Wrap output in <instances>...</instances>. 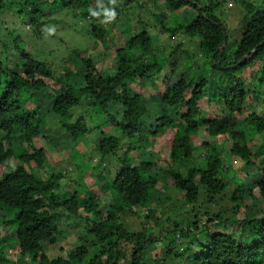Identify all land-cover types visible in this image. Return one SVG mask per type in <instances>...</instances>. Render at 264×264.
Returning <instances> with one entry per match:
<instances>
[{"label": "trees", "instance_id": "trees-1", "mask_svg": "<svg viewBox=\"0 0 264 264\" xmlns=\"http://www.w3.org/2000/svg\"><path fill=\"white\" fill-rule=\"evenodd\" d=\"M8 1L0 0V26ZM210 2L163 0L164 9L154 13L152 7L142 5L141 0H19V8L14 13L17 22L27 24L39 37L52 35L49 26L64 21L56 19V14L65 12L67 18L90 19L87 32L95 42L94 49L114 46L116 30L120 31L119 21L124 18L131 22L130 15L135 9L147 11L153 23L147 18H138L139 29L135 31L134 27H129L124 32L131 35L120 47H114L109 71L98 68L86 48L70 52L63 74L57 77L46 63L26 54L19 42L13 49L8 41V44H1L0 34V165L11 155L19 161L10 172L0 173V261L7 264H146L145 250L161 240L152 235V229L130 232L121 223L120 217L134 207L146 208L149 214L145 215V220L163 217V212H153L149 208L157 186L156 174L148 172L149 164L128 158L127 151L117 157L115 170L107 176L104 186L98 188L102 194L109 193L110 204L106 206L101 205L99 196L92 191L62 196L55 190L62 175L47 176L45 150L36 148L34 141H45L42 137L54 131L51 125L58 127L62 140L81 141L88 131L86 120L80 116L69 123L68 117L70 110L88 96L94 101H105L107 108L98 109L106 114L110 124H114V115L109 109L118 102L123 119L115 125L120 127L116 126L124 138L139 143L142 150L155 141L159 132L164 133L165 127L173 129L170 146L173 158L179 153L185 158L192 157L196 149L194 139L201 129L208 137L229 139L225 155L217 153L215 144L202 142L199 145L205 151L207 162L202 171L189 170L185 176L180 172L173 175L174 189L182 194L188 205H196L200 188L205 189L211 199L223 194L228 186L223 177L233 170V157L242 162L240 168L245 172L251 168L248 178L263 173L254 185L264 205V11L256 12L254 3H244L245 25L241 37L233 51L226 52L227 28L215 13L217 3ZM186 8L192 9L195 15L190 20L178 15L169 25L168 17ZM157 25L171 36L183 32L198 44L206 58L203 64L206 61L209 64L205 75L192 80L195 75L190 67L183 66L176 76L166 70L173 64L178 50L154 52ZM11 26L13 33L17 25L12 22ZM223 31L226 44L222 49ZM162 70H166L165 76L156 78ZM210 70L218 73L220 79L213 91L208 78ZM171 76L177 80L169 85L166 82ZM160 83L168 85L167 88L162 90ZM55 84L57 88L53 87ZM149 87L156 89L157 94L148 95ZM258 98L262 99L261 113L253 104ZM156 99H160L172 114L168 118L161 117L158 127L153 126L150 116L154 114H150L143 103ZM204 99L212 103L208 104L210 108L220 109L222 113L206 114L199 107ZM97 106L93 103L90 107L99 113ZM180 110L182 113L178 112ZM239 118L245 122V128L239 126ZM95 128L102 136L95 146L98 159L115 156L119 140L105 135L101 125ZM197 175L199 180L195 183ZM241 183V180L235 182L236 190L230 201L243 199L246 189ZM107 210L110 213L104 216ZM205 211L204 216L210 212ZM173 213L166 215L170 218ZM201 216L195 207L188 223L185 219L172 221L174 237L159 242L161 253L153 260L154 264H174L172 260L176 258L181 260L180 264H264V216L247 215L238 222L219 214L205 219ZM66 217L72 218L80 228V235L70 249L61 248L60 254L49 256L43 243L58 240L62 230L59 222ZM231 221L240 225L241 237H252V241H237L232 233H216L215 225L211 227L214 223L228 226ZM203 229L204 240L195 239L196 232ZM182 237L188 239L183 245L185 250L174 253ZM82 242L86 244L85 255L77 251ZM9 255L13 258L11 262Z\"/></svg>", "mask_w": 264, "mask_h": 264}, {"label": "rangeland", "instance_id": "rangeland-1", "mask_svg": "<svg viewBox=\"0 0 264 264\" xmlns=\"http://www.w3.org/2000/svg\"><path fill=\"white\" fill-rule=\"evenodd\" d=\"M11 0L8 1V5L3 10L1 16L0 26L1 31V44H10V48H15L16 43L19 42L22 49L29 54L31 58L37 59L39 61H43L46 63L55 73V77L60 74H63V67L65 63L68 61L67 56L70 52L75 50H84L88 49L91 57L93 58L95 64L98 68H102L106 71H109V67L113 63V58L115 54V46L120 47L124 41L130 37L129 33H124L128 31L129 27H134L133 29L136 31L139 29L137 19L138 18H147L148 21L152 24V16L147 13L144 9H135L134 13L130 16L132 17V21H125L126 19L119 21V29L117 32V39L115 41V45H108L107 49L100 47H95V42L91 40V35L87 32V25L91 24L90 19H82L78 18H67L65 16V12L56 14V19L64 20L63 22H57L60 24H52L49 26V30L52 35H44L37 36L34 35L33 32L27 24H21L16 20L17 5L19 4V0ZM14 1V3H13ZM206 2H210V0H205ZM213 1V0H212ZM212 1L210 3H212ZM254 3L257 7V11H264V0H214V3H217V7L215 9L216 15H219L220 20L227 28V37L228 42L226 45L225 51L231 52L235 48L234 45L238 43L242 27L245 25V21L243 20L242 10H245L244 3ZM142 5H150L152 8V12L159 13L164 8L162 6L163 0H141ZM180 15L182 18H187L190 20L195 12L192 9H183L175 14V16L168 17L169 25L176 20V17ZM170 19H172L170 21ZM117 21V22H118ZM14 22L17 25V32L14 31L11 33V23ZM15 28V27H14ZM123 33H120L122 32ZM155 44L154 52H173L177 51V57H173V64H171L170 68L166 69L167 71L172 72L174 76L177 75V72L184 69V67H190L191 70H194V77L192 80H196L198 77L205 75L206 71L209 70L208 61L204 65V60L206 59L202 52L199 51L198 44L189 36L185 35L183 32H178L171 36L169 33L163 31L159 25L155 26ZM15 37V38H14ZM8 41V43L6 42ZM67 56V57H66ZM66 57V59H65ZM15 59V57L13 56ZM11 59L14 61V59ZM65 60V61H64ZM16 61V60H15ZM179 66H181L179 68ZM184 66V67H183ZM183 67V68H182ZM162 70L156 78H162L165 74ZM204 70V71H203ZM202 71V72H201ZM168 73V74H169ZM192 73V71L190 72ZM165 76V75H164ZM170 77V79L166 82L167 84H172L176 82L177 78ZM208 78L210 80V87L212 89L215 88V84L218 85L217 82H220L218 78V73L214 70H210L208 74ZM56 79V78H54ZM164 79V78H163ZM159 83V82H158ZM165 83V84H166ZM47 84V83H46ZM168 85L159 84V87L166 89ZM248 86V85H247ZM246 86V87H247ZM54 88L58 87V84L53 85ZM148 95L157 94V90L149 87L147 88ZM213 91V90H212ZM251 91V90H250ZM173 94V91H170V95ZM262 95L264 96V88L262 89ZM147 96V95H146ZM107 97V95H106ZM149 99V98H148ZM261 98H258L257 102H254L255 106H257V112L261 113L260 102ZM207 99H204L200 102V108L203 109L206 114L210 115L214 112H218V114L222 113L220 109H213L208 106ZM95 103L97 106L96 112L91 110V105ZM143 103L146 105L147 110L150 114H154L151 117V122L153 126L158 127V120L161 117H171L172 114L169 112V108L165 106L160 99L156 100H144ZM252 104V105H253ZM102 106L107 108L105 101L102 102L97 100L94 101L92 97H86L82 102L79 103L78 106L70 110L68 122L74 123L80 116L83 117L87 122L88 131L84 138L79 142L73 141H65L60 138V132L57 128L52 127L51 129L54 131H48V133L43 136L45 141H34V146L36 148H43L46 153V161L45 165L47 166V176L52 174L62 176L59 179V186L55 188L57 192H60L62 196H68L69 193L75 192L77 194L92 191L95 195L99 196L101 205H109L110 204V196L109 193L102 194L98 188H102L106 182L107 176L109 177L110 173L115 170V167L118 165L117 157L125 154L127 151V157L133 158L135 162H143L145 164H149L148 172L156 174L157 186L156 190L153 193V201L150 204V207L153 212L159 210L163 212V217L151 218V220H145V215L149 214L146 208L134 207L131 210L126 211L121 217V223L123 227L130 232H140L143 229H152V235L157 239H164L165 242L172 239L173 236V227L170 224L173 220L185 219V222L188 223L193 213V209L196 207L201 212L202 219H205L206 216H216L217 214L221 215L224 219H232L236 222L242 220L247 215L263 217L264 216V205L263 200L260 198L258 190L254 185V182L258 181L263 173L259 174L256 177L248 178L247 175L251 174V168L245 172L244 168H240L242 162L236 158H232V168L233 170L229 172L227 177H223V179L228 183L226 190L220 197H215L214 199L208 198L206 194V190L200 188L199 200L196 205H188L182 194H179L174 189V179L173 175L176 172H180L184 176L188 173L189 170L202 171L207 167V162L205 159V151L199 146L202 142H206L208 144H215L216 151L220 155H225V153L229 149L230 141L228 138L217 137L212 138L208 137L207 133L204 132L203 129L200 130L197 137L194 139V144L196 145V149L193 152L192 157L185 158L183 153H179L175 158L171 157V142H172V132L173 129L170 127H165V132H159L160 134L155 138L153 143H149L145 145V148L140 149L139 143H133L127 138H124L121 134L120 127H118V120L123 119V110L118 106V102L113 104L109 109L110 112L113 113V123H108V118L106 114L101 113L98 109ZM103 108V107H102ZM254 108V106H253ZM182 113V110L178 111ZM241 119V118H239ZM99 124L102 126V131L107 136L116 137L119 140L118 147L116 149L115 156H108L106 159L100 161L97 157V152L95 146L102 139L99 131L96 130V125ZM165 123L164 125H166ZM50 125V124H49ZM118 128H117V127ZM239 126L241 128H245L246 124L241 119L239 120ZM259 138V137H257ZM139 148V149H136ZM18 158L15 155L9 156L6 161L0 165V173L1 172H10L12 169L16 167ZM20 162H24V159H20ZM42 171H40L41 173ZM83 176L84 179H81ZM199 176L195 177V183H198ZM237 180H241V185L245 187L246 193L243 199H238L234 202L230 201L231 196L236 190L235 182ZM242 205H237V204ZM205 210H209L206 216L203 215ZM174 212L170 218L167 217V213ZM110 213V210H107L103 213L104 216H107ZM212 213V214H211ZM250 213V214H248ZM169 218V221H166ZM145 220V221H144ZM60 227L62 228L61 234L57 238L58 240H52V242H44L43 246L47 250L49 256H57L60 254L59 250L62 248L64 250H68L73 246V242L80 235V228L78 229L77 225L74 223L72 218L66 217L62 221L59 222ZM180 226V222H178ZM183 228H185L184 223L181 224ZM215 225L214 231L216 233H232L234 238L237 241H242L245 243L251 242L252 237L245 238L241 237V227L236 223L231 224L229 222L228 226L225 223H217L212 224L211 227ZM171 227V228H170ZM207 227V225H204ZM210 230V227H207ZM1 232V227H0ZM180 234V233H179ZM181 236V235H180ZM184 237V236H183ZM179 240V243L176 244V250L174 253L182 252L185 250L183 245L188 243V239L183 238ZM193 237V236H192ZM205 232L203 230H199L196 232L195 239L204 240ZM178 239V238H177ZM160 240V241H161ZM159 241V242H160ZM159 242L153 243L151 248L145 250V259L146 264H154V259L159 257L161 245ZM158 244V245H157ZM157 248H156V247ZM130 246H128L129 249ZM151 249H155L151 251ZM77 251L81 255H85L86 253V244L84 242L80 243L77 246ZM15 252V251H14ZM8 260L13 261L12 255L8 256ZM174 264H180V259H173ZM0 264H7V262L0 261ZM186 264V262L184 263Z\"/></svg>", "mask_w": 264, "mask_h": 264}, {"label": "water", "instance_id": "water-1", "mask_svg": "<svg viewBox=\"0 0 264 264\" xmlns=\"http://www.w3.org/2000/svg\"><path fill=\"white\" fill-rule=\"evenodd\" d=\"M223 34H224V40H223L222 44L220 45V48H222V49H223L224 45L226 44V35H225V32L224 31H223ZM218 66H219V63H218ZM227 68H230V67H226L225 69H227Z\"/></svg>", "mask_w": 264, "mask_h": 264}]
</instances>
